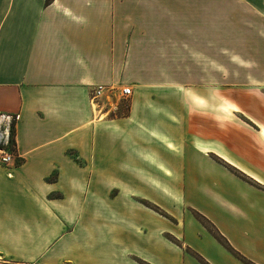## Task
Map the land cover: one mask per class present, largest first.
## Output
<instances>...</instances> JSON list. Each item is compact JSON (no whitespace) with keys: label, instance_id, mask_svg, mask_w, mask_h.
Returning a JSON list of instances; mask_svg holds the SVG:
<instances>
[{"label":"crops","instance_id":"obj_1","mask_svg":"<svg viewBox=\"0 0 264 264\" xmlns=\"http://www.w3.org/2000/svg\"><path fill=\"white\" fill-rule=\"evenodd\" d=\"M95 84L132 96L99 112ZM2 113L21 117L17 164L0 165V264H196L105 233L90 208L150 197L140 189L149 174L201 191L209 171L264 202V189L222 163L264 183V0H0ZM209 216L228 238L238 228Z\"/></svg>","mask_w":264,"mask_h":264},{"label":"rangeland","instance_id":"obj_2","mask_svg":"<svg viewBox=\"0 0 264 264\" xmlns=\"http://www.w3.org/2000/svg\"><path fill=\"white\" fill-rule=\"evenodd\" d=\"M222 163L231 172L241 178V180L264 189V183L259 182L247 172L228 162L223 161ZM231 166L234 168H230ZM130 177L134 179L138 176ZM199 177L201 179L199 183L203 184L201 185V191H198L192 185H190V189L188 184L187 188H180L178 190L172 184L173 177H167L165 174L142 176L143 184L140 189L150 197L136 193L142 196L135 198L136 203L126 202L125 204L121 203L110 206L100 204L90 209L100 216L99 224H97L100 230H103L105 233L124 230L131 237L130 245L132 242L136 248L141 247L142 250L148 249L147 245L144 246L143 242L147 244L156 243L163 250V255H161L160 259H168L170 257L168 253L171 252L172 254H178L177 257H180L181 260L183 258L185 260L186 258L194 259L196 264H210L206 261L208 259L207 256L216 264H236L233 257L244 264H249V261L260 264L254 261L256 258L264 262V253H259L260 249L264 250V202L253 195L246 198L240 197L239 194L245 192L241 189L245 187H241L240 189L238 185L242 183H239L229 175L209 171V174L205 177L201 175ZM105 179L103 176L92 177L94 182L98 180L106 182ZM159 181L168 183L169 189L161 187ZM232 185L233 187H231ZM228 186L230 187L227 190L221 189ZM130 187L132 189L136 187L133 181ZM136 188L138 189V187ZM208 190H211L213 193ZM176 193L177 199L174 200ZM121 195L122 200H129L126 193H121ZM218 197L228 202L227 204L234 208L233 211L238 212V216L242 217L237 219L230 215L228 211V209L232 210L230 207L224 209L220 205H217L216 199H219ZM144 201L149 202L160 211L148 207ZM139 204L142 206L139 207ZM143 206L148 207L151 211L145 210ZM87 211L89 212V207ZM209 214L218 218L223 223L232 224L236 222L238 225L237 230L230 232L231 234H229L228 238L210 218ZM143 215L147 216L148 224L139 221L138 217L143 218ZM122 217L129 218L133 222L127 219L125 221ZM176 220L181 222L178 223ZM138 224H141L142 227L146 225L145 229L148 230L146 238H143V233H138L136 230L135 225ZM240 227L241 231L239 230ZM260 238L262 242L258 243L257 241ZM232 242L242 249L235 247ZM118 244L122 248L128 246L125 245L127 243L121 242ZM111 245L110 241H104L103 239H100L98 244L100 248L110 247ZM230 246L236 249L237 253L231 250ZM201 252H205V255ZM149 255L152 256V254ZM136 257H138L137 254L131 256L132 259H136ZM211 264L213 263L211 262Z\"/></svg>","mask_w":264,"mask_h":264},{"label":"built area","instance_id":"obj_3","mask_svg":"<svg viewBox=\"0 0 264 264\" xmlns=\"http://www.w3.org/2000/svg\"><path fill=\"white\" fill-rule=\"evenodd\" d=\"M132 96V88L127 85L95 84L90 89L91 104L97 111H117L120 103ZM20 113L0 114V165L11 167L17 164L18 152L13 129L20 120Z\"/></svg>","mask_w":264,"mask_h":264},{"label":"trees","instance_id":"obj_4","mask_svg":"<svg viewBox=\"0 0 264 264\" xmlns=\"http://www.w3.org/2000/svg\"><path fill=\"white\" fill-rule=\"evenodd\" d=\"M12 135L14 136V138H13V140L15 141V128L13 129V132H12ZM230 168H234L233 166H231ZM144 202H146L145 204L148 206V207H150V208H155L153 205H151L149 202H147V201H144ZM156 210H158L157 208H155ZM158 211H160V210H158ZM229 244V243H228ZM231 247V246H230ZM231 250H233L234 252H236L237 253V250L236 249H234V248H232L231 247ZM249 264H255L254 262H252V261H249Z\"/></svg>","mask_w":264,"mask_h":264}]
</instances>
